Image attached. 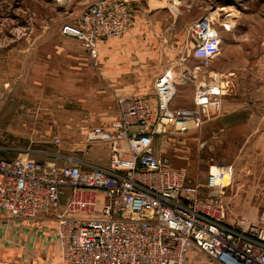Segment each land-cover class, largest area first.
<instances>
[{
  "label": "built area",
  "instance_id": "2783aa9c",
  "mask_svg": "<svg viewBox=\"0 0 264 264\" xmlns=\"http://www.w3.org/2000/svg\"><path fill=\"white\" fill-rule=\"evenodd\" d=\"M134 23L129 0H89L60 34L97 63L98 43L121 38ZM187 32L190 55L154 80L155 103L115 95V120L86 137V145L107 144V167L61 153L33 159L29 150L0 158V212L54 220L59 264H264V214L254 223L233 214V166L213 165L198 182L154 148L155 136L200 131L230 93L228 77L210 70L221 44L212 19L193 21ZM180 86L193 87L191 109L172 107Z\"/></svg>",
  "mask_w": 264,
  "mask_h": 264
},
{
  "label": "rangeland",
  "instance_id": "374dc122",
  "mask_svg": "<svg viewBox=\"0 0 264 264\" xmlns=\"http://www.w3.org/2000/svg\"><path fill=\"white\" fill-rule=\"evenodd\" d=\"M129 1L135 20L138 5ZM88 3L0 0V158L12 159L29 150L33 159L61 153L107 167V144L86 145L85 141L93 128L116 116L115 95H120L116 90L153 81L162 68L186 55L185 49L192 46L188 25L209 17L221 40L220 54L210 70L228 77L231 94L223 99L221 114L200 131L155 136L153 144L172 167L185 168L198 182L204 181L213 165L237 169L243 135L238 137V122L223 116V111L264 108V0H165L163 10L147 15L139 27L134 23L116 44L120 61L126 55L125 46L133 50L130 55L139 52L144 58L139 69L108 77L101 74L99 63L88 59L77 40L60 34L61 27L74 24ZM176 4L179 15L174 17L172 6ZM133 29L136 35L127 38ZM188 65L197 63L188 61ZM151 87L152 83L147 89ZM192 94L193 87H178L172 107L191 109ZM230 96L238 100L230 102ZM54 137L61 140L59 146L52 144ZM237 173L229 191L232 212L254 223L253 213H244L243 208L238 211Z\"/></svg>",
  "mask_w": 264,
  "mask_h": 264
},
{
  "label": "crops",
  "instance_id": "0c3cea01",
  "mask_svg": "<svg viewBox=\"0 0 264 264\" xmlns=\"http://www.w3.org/2000/svg\"><path fill=\"white\" fill-rule=\"evenodd\" d=\"M134 2L138 5L135 27L142 25L148 19L147 15L150 13H156L158 10L165 8V0H134ZM172 7L177 9L179 15L177 4ZM158 25L159 23L156 25L157 28L159 27ZM136 29H133L127 38L131 39L134 37ZM118 39L100 41L97 45V63L101 66V74L103 76L133 74L134 71L139 69V62L144 59L139 55V52L136 55H130L134 53L133 50L125 46L124 49L127 52L123 53L126 55L120 61L116 57V44L121 40ZM190 52L191 46L184 51L187 56L190 55ZM236 52L234 51V53ZM188 61L196 62L191 58ZM166 68L168 67L162 68L157 77ZM154 80L140 81L129 86V88H120L116 92L122 97L146 95L151 98L154 104ZM151 83L152 87L148 90L147 87ZM230 97V102L238 100L237 96ZM223 99L226 98L224 97ZM223 116L236 119L235 123L238 122V137L243 135V142L240 146L238 145V168H235V170H238L235 191L236 196L238 195V211H241V208H243L244 213L245 211L247 213L250 211V213L254 214L252 217H254V222H256L260 219L261 214H264V108L261 111H254L253 107L250 110L239 108L232 111H227L224 108ZM115 118L116 116L109 123L99 127L107 128ZM245 199H249V201ZM55 227L56 223L52 219L44 217L34 221L7 219L0 212V264H59Z\"/></svg>",
  "mask_w": 264,
  "mask_h": 264
}]
</instances>
